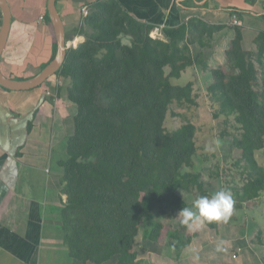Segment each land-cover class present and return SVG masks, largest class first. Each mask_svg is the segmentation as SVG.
I'll list each match as a JSON object with an SVG mask.
<instances>
[{"label":"trees","instance_id":"16d2710c","mask_svg":"<svg viewBox=\"0 0 264 264\" xmlns=\"http://www.w3.org/2000/svg\"><path fill=\"white\" fill-rule=\"evenodd\" d=\"M88 8L79 30L86 41L68 49L56 74L71 79L69 99L78 106L68 159L61 163L65 245L81 264L115 257L116 264H140L139 235L153 243L171 238L179 260L188 256L193 236L183 224L170 230L158 220V210L189 207L180 191L195 186L196 200L209 187L184 171L197 154L196 126L166 129L173 102L195 103L193 83L175 85L172 79L201 59L191 47L223 26L192 20L155 39L152 26L136 20L119 0H89ZM235 29L228 67L211 71L209 92L241 125L234 145L251 171L239 198L248 202L264 195V167L255 158L264 149V34L253 52L244 48L240 26ZM220 223L205 221L210 229Z\"/></svg>","mask_w":264,"mask_h":264},{"label":"crops","instance_id":"0c3cea01","mask_svg":"<svg viewBox=\"0 0 264 264\" xmlns=\"http://www.w3.org/2000/svg\"><path fill=\"white\" fill-rule=\"evenodd\" d=\"M119 1L163 39L165 29L192 20L223 26L191 47L192 54L201 55L191 68L207 87L213 82L212 70L228 67L227 52L236 36L234 16L239 19L246 50L256 51L264 34V0ZM7 2L12 21L1 71L10 79L28 80L54 59L57 43L48 20V0ZM88 4L89 0H57L69 48L86 41L79 30L81 10ZM3 20L0 7V31ZM191 78L184 85L191 82L195 89L196 80ZM71 84V79L53 76L45 87L28 91L0 86V264H81L69 255L62 220L67 195L61 163L68 159V141L78 113V106L69 99ZM117 259L105 264H116Z\"/></svg>","mask_w":264,"mask_h":264},{"label":"rangeland","instance_id":"374dc122","mask_svg":"<svg viewBox=\"0 0 264 264\" xmlns=\"http://www.w3.org/2000/svg\"><path fill=\"white\" fill-rule=\"evenodd\" d=\"M124 43L129 44L130 41L124 39ZM184 74L180 79H172V83L184 85L191 77L195 79V103L173 102L166 129L174 132L188 123L196 126L197 154L184 171L196 174L208 185V196L221 189L231 192L233 211L216 229L207 227L205 221L188 228L187 235L193 236V241L187 257L175 259L171 238L153 243L139 235V258L145 260L143 264H264V246L260 245V242L264 244V195L248 202L239 199L251 178L242 151L234 145V139L242 136L241 125L235 115L223 113L220 98L210 93L204 82L198 81L193 68H187ZM255 158L264 167V149L257 151ZM191 188L192 191H180L189 207H192L197 193L195 186ZM178 212L159 209L158 220L170 230H178L182 225Z\"/></svg>","mask_w":264,"mask_h":264},{"label":"water","instance_id":"95a60500","mask_svg":"<svg viewBox=\"0 0 264 264\" xmlns=\"http://www.w3.org/2000/svg\"><path fill=\"white\" fill-rule=\"evenodd\" d=\"M0 7L4 17L3 26L0 31L1 61V55L8 40L12 13L7 0H0ZM48 13L57 43V51L54 59L37 76L23 81L10 79L4 76L0 67V86L2 88L10 91H28L36 89L47 83L50 78L56 76V74L63 68L67 59L69 46L66 39L64 23L57 8V0H48Z\"/></svg>","mask_w":264,"mask_h":264},{"label":"clouds","instance_id":"9594fccd","mask_svg":"<svg viewBox=\"0 0 264 264\" xmlns=\"http://www.w3.org/2000/svg\"><path fill=\"white\" fill-rule=\"evenodd\" d=\"M233 206L234 199L231 192L221 189L211 196L198 197L192 207L181 208L177 216L182 218L183 225L191 228L193 224L202 221H226L232 214Z\"/></svg>","mask_w":264,"mask_h":264},{"label":"built area","instance_id":"2783aa9c","mask_svg":"<svg viewBox=\"0 0 264 264\" xmlns=\"http://www.w3.org/2000/svg\"><path fill=\"white\" fill-rule=\"evenodd\" d=\"M81 12H82V15H83V18H84V17L88 14V12H89V8H88V6H84V7L82 8ZM232 24H233L234 26H240V22H239V19H238L237 16H234V17H233V19H232ZM151 36H152L153 38H155V39H160V38L163 37V36H159L158 34L154 35V34H152V33H151ZM48 95H50V92H48Z\"/></svg>","mask_w":264,"mask_h":264}]
</instances>
